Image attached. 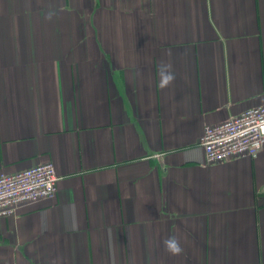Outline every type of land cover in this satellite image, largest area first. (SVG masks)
Segmentation results:
<instances>
[{
    "label": "crops",
    "instance_id": "obj_1",
    "mask_svg": "<svg viewBox=\"0 0 264 264\" xmlns=\"http://www.w3.org/2000/svg\"><path fill=\"white\" fill-rule=\"evenodd\" d=\"M257 105L264 0H0V175L61 177L0 216V264H264V149L200 145Z\"/></svg>",
    "mask_w": 264,
    "mask_h": 264
},
{
    "label": "built area",
    "instance_id": "obj_2",
    "mask_svg": "<svg viewBox=\"0 0 264 264\" xmlns=\"http://www.w3.org/2000/svg\"><path fill=\"white\" fill-rule=\"evenodd\" d=\"M207 163L256 156L264 149V105L207 125L200 139ZM55 164L43 162L16 173L0 175V216L13 214L24 204L52 198L60 180Z\"/></svg>",
    "mask_w": 264,
    "mask_h": 264
},
{
    "label": "clouds",
    "instance_id": "obj_3",
    "mask_svg": "<svg viewBox=\"0 0 264 264\" xmlns=\"http://www.w3.org/2000/svg\"><path fill=\"white\" fill-rule=\"evenodd\" d=\"M54 12H49L47 15L48 19H51L54 15ZM175 73L172 71V66L170 64H162L160 67V82L159 87L164 89L168 87L175 81ZM165 250L173 256H178L183 253V248L180 245L179 240L175 236L166 238L163 241Z\"/></svg>",
    "mask_w": 264,
    "mask_h": 264
}]
</instances>
